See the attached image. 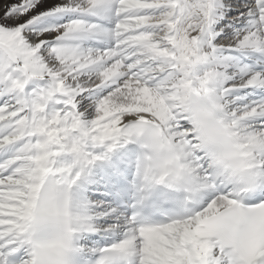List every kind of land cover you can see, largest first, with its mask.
<instances>
[{
  "label": "snow or ice",
  "instance_id": "obj_1",
  "mask_svg": "<svg viewBox=\"0 0 264 264\" xmlns=\"http://www.w3.org/2000/svg\"><path fill=\"white\" fill-rule=\"evenodd\" d=\"M0 264H264V0H0Z\"/></svg>",
  "mask_w": 264,
  "mask_h": 264
}]
</instances>
